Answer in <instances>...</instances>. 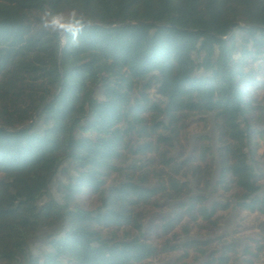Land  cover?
Wrapping results in <instances>:
<instances>
[{
	"label": "trees",
	"instance_id": "trees-1",
	"mask_svg": "<svg viewBox=\"0 0 264 264\" xmlns=\"http://www.w3.org/2000/svg\"><path fill=\"white\" fill-rule=\"evenodd\" d=\"M46 11L84 18L78 47ZM187 116L215 152L186 154ZM260 150L264 0H0V222L45 198L59 227L0 264H260L262 238L220 231L264 222Z\"/></svg>",
	"mask_w": 264,
	"mask_h": 264
},
{
	"label": "rangeland",
	"instance_id": "rangeland-1",
	"mask_svg": "<svg viewBox=\"0 0 264 264\" xmlns=\"http://www.w3.org/2000/svg\"><path fill=\"white\" fill-rule=\"evenodd\" d=\"M70 14L64 13L62 15L64 21H68ZM186 132L189 140V149L186 154H190L194 146H197V141L200 138L206 140L202 144H210L212 151L215 152L216 136L213 130V123L211 118H198L193 116H187L185 120ZM264 150H260L261 154ZM178 152L175 153L174 159H176ZM202 167L201 164H197ZM216 165V164H215ZM213 165V168H215ZM215 178V177H214ZM3 189L0 190V204L5 199ZM48 198L52 199L55 203H58L59 199L55 194L53 183L48 189ZM46 204V199L42 198L33 207L20 208L15 213V216L9 219L7 222H0V253L10 251L15 238L24 237L26 239V250L31 256H37L39 253L49 252L45 246V237L54 235L59 229L49 222L48 219L42 217L41 210ZM243 222L235 218V216L229 215L220 224V231L222 233L231 234L234 231H238L237 238H244L247 236L264 238V222L262 220H254L253 217L242 215ZM239 226H241L239 228ZM250 229L248 232H244V229ZM236 238V236H235ZM177 258H173L170 262L175 261Z\"/></svg>",
	"mask_w": 264,
	"mask_h": 264
},
{
	"label": "clouds",
	"instance_id": "clouds-1",
	"mask_svg": "<svg viewBox=\"0 0 264 264\" xmlns=\"http://www.w3.org/2000/svg\"><path fill=\"white\" fill-rule=\"evenodd\" d=\"M47 17H51V19H47ZM40 26L41 29L46 32H56L58 34L66 33V41L70 46L78 47L85 28L90 25L87 24L82 16H78L75 11H73L68 21H64L61 13L46 11L44 15L40 17ZM69 37L70 40H68Z\"/></svg>",
	"mask_w": 264,
	"mask_h": 264
},
{
	"label": "built area",
	"instance_id": "built-area-1",
	"mask_svg": "<svg viewBox=\"0 0 264 264\" xmlns=\"http://www.w3.org/2000/svg\"><path fill=\"white\" fill-rule=\"evenodd\" d=\"M261 263L260 264H264V238H263V250H262V255H261Z\"/></svg>",
	"mask_w": 264,
	"mask_h": 264
},
{
	"label": "water",
	"instance_id": "water-1",
	"mask_svg": "<svg viewBox=\"0 0 264 264\" xmlns=\"http://www.w3.org/2000/svg\"><path fill=\"white\" fill-rule=\"evenodd\" d=\"M130 26V25H129ZM236 28V25H233L232 26V29H235ZM32 124L30 123L27 127H30Z\"/></svg>",
	"mask_w": 264,
	"mask_h": 264
}]
</instances>
